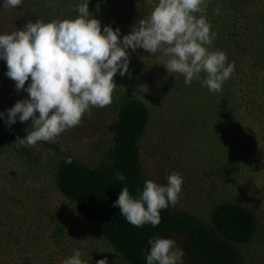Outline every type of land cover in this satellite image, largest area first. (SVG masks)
Instances as JSON below:
<instances>
[{
	"label": "rangeland",
	"instance_id": "obj_1",
	"mask_svg": "<svg viewBox=\"0 0 264 264\" xmlns=\"http://www.w3.org/2000/svg\"><path fill=\"white\" fill-rule=\"evenodd\" d=\"M79 2L21 0L15 8H0V33L23 29L29 20L72 19ZM156 2L89 0V11L101 30L119 27L123 36ZM214 7L220 14L213 13ZM206 15L217 33L213 49L234 62V72L219 92L168 73L162 51L153 55L129 49V71L113 77L109 105L91 108L79 125L48 144L0 146V264H61L76 249L87 264L100 259L127 264L59 189L55 172L60 150L91 166L100 162L112 145L108 125L126 98L141 100L150 111L140 149L145 178L164 184L172 171L183 177L173 212L214 229L215 205L232 202L248 208L258 229L251 241L236 248L245 264H264V0H209ZM6 70L0 62V112L27 98ZM30 124L31 118L11 126L0 119V130L27 131ZM168 238L184 250L183 264H200L181 234Z\"/></svg>",
	"mask_w": 264,
	"mask_h": 264
},
{
	"label": "clouds",
	"instance_id": "obj_2",
	"mask_svg": "<svg viewBox=\"0 0 264 264\" xmlns=\"http://www.w3.org/2000/svg\"><path fill=\"white\" fill-rule=\"evenodd\" d=\"M209 0H157L150 13L139 19L123 36L120 28L104 25L89 11V0L75 5L72 19L44 22L29 20L23 29L0 33V60L6 65L5 75L15 82L17 91L27 98L0 112L6 126L19 120L31 124L16 143L35 145L54 140L65 130L81 123L91 108H103L112 102L113 77L129 71V49L138 48L151 54L162 51L167 57L163 66L168 73H179L183 82L194 79L209 92H219L224 81L234 72V62L226 53L213 49L217 33L207 19ZM21 0H0V8H15ZM214 14L220 9L214 7ZM26 81H29L25 86ZM38 113V115H37ZM72 158H65L70 164ZM123 182L126 177L115 173ZM166 183L146 179L142 189L130 194L121 188L113 202L120 216L141 227L157 226L160 211L174 206L182 190L183 177L172 171ZM146 264H183L184 250L171 238L155 235L147 241ZM61 264H87L79 249ZM96 264H107L106 259Z\"/></svg>",
	"mask_w": 264,
	"mask_h": 264
},
{
	"label": "trees",
	"instance_id": "obj_3",
	"mask_svg": "<svg viewBox=\"0 0 264 264\" xmlns=\"http://www.w3.org/2000/svg\"><path fill=\"white\" fill-rule=\"evenodd\" d=\"M149 121L150 111L144 102L136 98L122 100L117 118L108 125L109 132L113 134L112 145L96 166L58 149L61 157L55 163V172L59 189L127 264H146L148 239L155 235L168 238L171 234L184 237L189 253L200 264H245L236 244H245L253 239L258 221L252 211L238 203L214 206L211 212L214 229L173 212L172 206L160 211L161 221L157 226L145 224L136 227L120 216L118 207L112 206L122 187L127 186L133 195L143 187L146 178L140 149ZM25 134L26 130H0V146L21 147L16 139ZM37 143L48 144L47 141ZM68 156L72 158L70 164L65 163ZM117 172L122 173L126 180L117 181Z\"/></svg>",
	"mask_w": 264,
	"mask_h": 264
}]
</instances>
